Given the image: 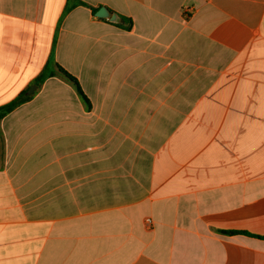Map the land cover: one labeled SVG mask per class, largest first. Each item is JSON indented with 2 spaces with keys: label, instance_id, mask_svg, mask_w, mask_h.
Wrapping results in <instances>:
<instances>
[{
  "label": "crops",
  "instance_id": "crops-1",
  "mask_svg": "<svg viewBox=\"0 0 264 264\" xmlns=\"http://www.w3.org/2000/svg\"><path fill=\"white\" fill-rule=\"evenodd\" d=\"M57 65L89 109L35 84ZM23 92L0 264H264V0H0V106Z\"/></svg>",
  "mask_w": 264,
  "mask_h": 264
},
{
  "label": "trees",
  "instance_id": "trees-1",
  "mask_svg": "<svg viewBox=\"0 0 264 264\" xmlns=\"http://www.w3.org/2000/svg\"><path fill=\"white\" fill-rule=\"evenodd\" d=\"M132 26V21L129 20V25L127 28H130ZM59 75L62 78H64L67 82L72 84L77 91L79 97L83 101V103L86 105V107L90 108V101L83 92L80 83L76 77L68 73L65 69H63L61 66L57 65V71H50L48 68H46L35 80V84L40 86L45 82V80L49 77ZM32 96H28L26 92L21 93L18 95L15 99L10 101L7 104H4L0 106V123L1 121L13 110H15L17 107L22 105L23 103L27 102ZM227 234H236V231H227ZM241 233V232H238ZM244 233V232H242Z\"/></svg>",
  "mask_w": 264,
  "mask_h": 264
},
{
  "label": "water",
  "instance_id": "water-1",
  "mask_svg": "<svg viewBox=\"0 0 264 264\" xmlns=\"http://www.w3.org/2000/svg\"><path fill=\"white\" fill-rule=\"evenodd\" d=\"M97 16L100 18H111L112 21L116 20V15H112L109 10L105 7H102L99 9V11L97 12ZM36 89V85L32 86L29 91H28V95H31L35 92Z\"/></svg>",
  "mask_w": 264,
  "mask_h": 264
},
{
  "label": "rangeland",
  "instance_id": "rangeland-1",
  "mask_svg": "<svg viewBox=\"0 0 264 264\" xmlns=\"http://www.w3.org/2000/svg\"><path fill=\"white\" fill-rule=\"evenodd\" d=\"M76 148L80 149L81 147L80 146H77ZM78 149L73 148L71 150H78Z\"/></svg>",
  "mask_w": 264,
  "mask_h": 264
}]
</instances>
